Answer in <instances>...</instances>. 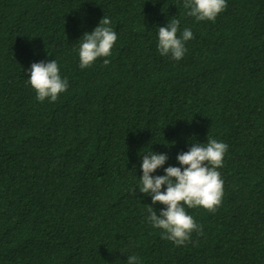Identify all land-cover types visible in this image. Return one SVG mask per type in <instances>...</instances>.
<instances>
[{
	"label": "trees",
	"instance_id": "1",
	"mask_svg": "<svg viewBox=\"0 0 264 264\" xmlns=\"http://www.w3.org/2000/svg\"><path fill=\"white\" fill-rule=\"evenodd\" d=\"M226 4L198 21L184 0H0V264H264V0ZM103 16L112 54L81 69ZM172 20L193 33L178 61L157 48ZM53 59L68 88L40 102L29 70ZM208 138L228 145L222 202L185 206L202 232L178 246L147 218L142 159L166 154L164 175Z\"/></svg>",
	"mask_w": 264,
	"mask_h": 264
},
{
	"label": "clouds",
	"instance_id": "2",
	"mask_svg": "<svg viewBox=\"0 0 264 264\" xmlns=\"http://www.w3.org/2000/svg\"><path fill=\"white\" fill-rule=\"evenodd\" d=\"M226 7V0H184V8L190 9L187 14L198 21H214ZM110 24V18L103 16L93 31L83 34L79 46L81 69L90 67L97 58L112 54L117 34ZM179 24V20H172L166 26L159 27L157 45L161 56L171 55L177 61L186 52L184 42L193 38L192 31L187 28L178 37ZM103 63L107 65L110 61L104 59ZM29 71L28 83L40 102L46 99L55 102L59 94L68 88V81L61 78L59 66L54 59L47 63L34 62ZM227 149L226 143L212 138H208L206 145L193 143L188 151L177 155L180 167L168 166L164 169V175L156 176L152 173L163 167L167 155L151 151L143 156L139 191L151 196L152 204L147 209L150 215L147 218L153 227L163 230L162 238L179 246L190 239L193 231L202 232V226L197 225L193 217L187 214L185 206L216 211L222 202L224 183L217 169L223 166ZM164 185L167 187L162 191ZM157 203L165 205L159 214L153 207ZM137 262V256H128L127 264Z\"/></svg>",
	"mask_w": 264,
	"mask_h": 264
}]
</instances>
